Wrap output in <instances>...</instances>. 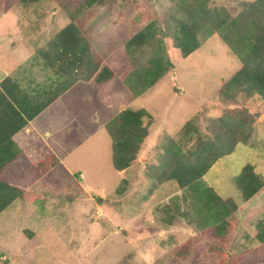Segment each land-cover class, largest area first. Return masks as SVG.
<instances>
[{
    "label": "rangeland",
    "instance_id": "obj_1",
    "mask_svg": "<svg viewBox=\"0 0 264 264\" xmlns=\"http://www.w3.org/2000/svg\"><path fill=\"white\" fill-rule=\"evenodd\" d=\"M174 1L107 0L75 20L114 75L105 84L75 82L18 134V147L39 163L41 176L22 199L0 212V264H240L242 256L264 251L255 239L256 220L264 213V186L244 201L234 184L248 163L264 179V101L257 95L247 102L257 114L252 135L201 179L238 205L225 235L215 238L212 228L196 229L183 218L165 226L155 211L180 193L173 180L148 191L146 171L158 163L160 140L176 136L202 109L208 117L219 116L218 91L241 66L213 33L202 36L200 46L185 57L169 48L173 69L133 95L123 82L129 70L123 43L150 20L161 19ZM238 1L210 0L235 11ZM67 22L54 0L36 5L0 0V80L9 76L25 90L47 83L52 70L43 66L35 48ZM126 108H143L152 119L137 159L120 173L111 161V131L116 115ZM123 179L127 182L118 195ZM183 245L188 253L177 255Z\"/></svg>",
    "mask_w": 264,
    "mask_h": 264
},
{
    "label": "trees",
    "instance_id": "obj_2",
    "mask_svg": "<svg viewBox=\"0 0 264 264\" xmlns=\"http://www.w3.org/2000/svg\"><path fill=\"white\" fill-rule=\"evenodd\" d=\"M54 1L68 22L35 48L43 66L52 70L48 82L25 90L9 76L0 80V212L14 200L22 199L41 176L39 163L31 161L27 152L18 147L16 135L75 82L92 80L105 84L114 75L112 68L93 53L88 38L75 23L83 12L103 6L107 0ZM19 3L36 5L40 0ZM235 8L236 11L212 4L210 0H175L161 19L150 20L123 43L129 64L123 82L135 96L173 69L169 48L177 49L185 57L200 46L202 36L217 34L241 62L218 91L222 113L211 118L202 109L180 126L176 136H164L156 152L158 163L146 171L151 184L149 193L169 180L175 181L180 191L156 205L163 225L183 218L196 229L212 228L215 238L225 235L228 218L238 205L201 179L237 143L248 141L257 114L247 102L254 95L264 101V0H239ZM151 119L143 108H126L116 115L111 131L114 169L125 170L137 159ZM126 182L123 179L117 188L118 195ZM234 184L246 201L264 186V179L248 163L235 177ZM255 239L264 244V213L256 220ZM187 253L186 245L176 250L177 255ZM239 260L240 264L264 261V251Z\"/></svg>",
    "mask_w": 264,
    "mask_h": 264
},
{
    "label": "crops",
    "instance_id": "obj_3",
    "mask_svg": "<svg viewBox=\"0 0 264 264\" xmlns=\"http://www.w3.org/2000/svg\"><path fill=\"white\" fill-rule=\"evenodd\" d=\"M17 136H19L18 134L16 135V138H18ZM20 145V144H19ZM21 146V145H20ZM124 170L122 171H119L120 173L123 172ZM34 236V234L32 235V237Z\"/></svg>",
    "mask_w": 264,
    "mask_h": 264
}]
</instances>
